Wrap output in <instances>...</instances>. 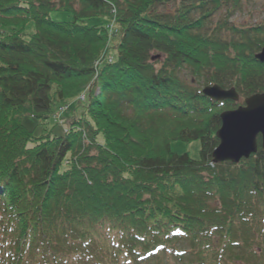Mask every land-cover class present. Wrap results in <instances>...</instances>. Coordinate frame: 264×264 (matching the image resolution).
<instances>
[{
	"label": "trees",
	"instance_id": "trees-1",
	"mask_svg": "<svg viewBox=\"0 0 264 264\" xmlns=\"http://www.w3.org/2000/svg\"><path fill=\"white\" fill-rule=\"evenodd\" d=\"M249 1L0 0V264H264L260 136L209 165L234 103L201 91L264 93V17L234 19ZM193 140L198 159L170 149Z\"/></svg>",
	"mask_w": 264,
	"mask_h": 264
},
{
	"label": "water",
	"instance_id": "water-1",
	"mask_svg": "<svg viewBox=\"0 0 264 264\" xmlns=\"http://www.w3.org/2000/svg\"><path fill=\"white\" fill-rule=\"evenodd\" d=\"M264 63V48L254 55ZM202 94L212 100H237L234 88L222 89L218 85L202 88ZM220 127L216 131L218 145L212 151V160L216 163L230 161L237 163L242 157H248L257 150L256 136H261V148L264 150V93H254L244 99V105L220 113Z\"/></svg>",
	"mask_w": 264,
	"mask_h": 264
},
{
	"label": "rangeland",
	"instance_id": "rangeland-1",
	"mask_svg": "<svg viewBox=\"0 0 264 264\" xmlns=\"http://www.w3.org/2000/svg\"><path fill=\"white\" fill-rule=\"evenodd\" d=\"M50 17L54 21H63V20H69L70 15L66 12L53 11L50 13ZM263 17H264V0H251L243 6V9L241 10V12L239 14L234 16V19H235L236 23L251 24V23H254L255 21L262 19ZM108 24L110 25L111 23L108 22L107 25ZM262 48H264V46ZM261 49L259 51H261ZM152 55H154L152 57V59L154 61H156V60L161 61V59H162L161 54L152 53ZM110 57L108 56V52H103L100 55H98L97 59L93 63L94 75L91 79L92 80L91 83L93 81H96V79H97V76H98V71H97L98 68L97 67L100 65V61L102 60V58H105L106 60L108 59V62H111V61H113L112 60L113 57H111V60H110ZM260 63H262V62H260ZM157 66H159V63L156 64V67ZM91 86H92V84L87 85L85 87V89H83L80 92V94L74 98L73 101H64L61 105H58L57 108L54 110V113L49 116L47 123H50V125H53L54 128L56 129V132H59L60 130L63 131V129L67 130V126H68L67 123L70 120V118L73 116V114L76 115L77 112L80 113L81 109H83L82 106L85 103L88 90L91 89ZM94 93L95 94L100 93L98 88L95 89ZM245 98L238 95V98L235 101L231 100V99H225V100H231L234 103V107L231 109H228V110L235 109L238 106H243ZM22 123L28 129L33 130L35 134H37L40 130V127L34 118L26 116L22 119ZM81 136H82L83 142L86 145L90 143L89 140L86 138V135L84 132H82ZM258 136H260V134H258L256 136V143H257V137ZM260 141H261V136H260ZM199 146H200L199 141H194V140L189 141V142H183V141H171L170 142L171 151L178 153V154L187 153L193 159L199 158ZM211 158H212V156H211ZM214 163H216V162H214L212 160V161H210L209 165H213ZM183 248H185V246H183ZM160 264H178V262H176V260L172 259L171 257H165L162 259Z\"/></svg>",
	"mask_w": 264,
	"mask_h": 264
}]
</instances>
